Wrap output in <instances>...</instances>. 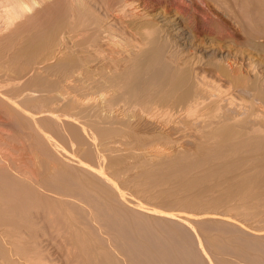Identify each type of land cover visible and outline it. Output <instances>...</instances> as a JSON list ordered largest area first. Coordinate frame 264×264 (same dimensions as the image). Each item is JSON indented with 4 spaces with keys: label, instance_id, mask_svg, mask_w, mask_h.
<instances>
[{
    "label": "bare ground",
    "instance_id": "obj_1",
    "mask_svg": "<svg viewBox=\"0 0 264 264\" xmlns=\"http://www.w3.org/2000/svg\"><path fill=\"white\" fill-rule=\"evenodd\" d=\"M150 4L0 0V264H264L263 27Z\"/></svg>",
    "mask_w": 264,
    "mask_h": 264
},
{
    "label": "rangeland",
    "instance_id": "obj_2",
    "mask_svg": "<svg viewBox=\"0 0 264 264\" xmlns=\"http://www.w3.org/2000/svg\"><path fill=\"white\" fill-rule=\"evenodd\" d=\"M184 1V2H183ZM211 1L212 0H148V2L150 3L151 2V4L150 5H152V6H154V7H152V9H155L156 11H158L159 10V8H161V7H163V6H165V7H167L168 6V8L169 9H172L173 11H180L179 13H181L182 15H184V16H188V17H190L191 19H193L195 22H198L199 24H198V26H199V28H198V32L199 33H207L208 32V34H210V35H214L216 32L215 31H213L212 30V28H210L209 30H211V31H209L208 29H205L203 26H204V24H203V21L207 18V19H210L211 18V16H212V18H211V20L215 17V18H217V19H213L214 21L216 20V21H218L219 22V25H220V22H221V20H223L222 22H221V25L220 26H222V23L224 22V23H228L227 24V26H229V28H230V30L229 31H227L226 33V36H228L229 34H231L232 35V31H233V28H235L234 27V25H233V23H232V25H231V23H230V15L232 16V18H234L235 16H234V14L236 15V17L237 16H239V14H245L244 13V11L247 13L248 11V13L246 14V15H243L244 16V19L240 16V17H238V19L235 17V19H237L238 21L242 18L243 20H244V23L245 24H247V26H249L248 24L250 23V24H252L253 23V21H255V20H252L253 19V16H255V14H256V12H253V11H258V10H260L259 12L260 13H258V15H261L262 13H264L263 11H261V9L263 8L264 9V7H262L263 5H264V0H248V3H247V1L246 0H217V3H211ZM216 1V0H215ZM215 1H213V2H215ZM218 1H219V3H218ZM250 2V3H249ZM153 3V4H152ZM246 3V4H245ZM165 4V5H164ZM214 4H216L215 5V7H217V8H215L214 7ZM218 4H222L220 7H222L221 9H220V7H219V5ZM259 4V5H258ZM260 4H262V5H260ZM246 5H248V6H246ZM186 6V7H185ZM191 6H193V8H191ZM260 8V9H257V10H255L256 8ZM262 7V8H261ZM219 11H218V10ZM171 10V11H172ZM221 10V11H220ZM251 10H253V11H251ZM210 11H211V13H210ZM223 11V12H222ZM228 11V12H227ZM251 11V12H250ZM225 12V13H224ZM226 12L229 14V16H228V14H226ZM233 12V13H232ZM253 12V14H251L250 15V13H252ZM262 12V13H261ZM151 13H153V12H151ZM189 13V14H188ZM192 13V14H191ZM232 13V14H231ZM237 13H238V15H237ZM224 14V15H223ZM249 15V16H248ZM258 15H256L255 16V18H257V20L256 21H258L259 23H257V22H255V23H257V25L255 26V23H253L251 26H253V27H251L252 28V30H250L251 28L250 27H247L245 24H243V26H244V28L247 30V29H249V30H247V31H249V32H247L246 30H245V35H244V38L246 37V36H248L249 37V35L248 34H250V36L251 37H253V36H257V35H259L260 37L262 36V35H260L261 33H263V37H261V39H262V41H264V18H263V20H262V18H261V20H258V19H260L259 17H261L262 15L264 16V14H262L261 16H258ZM206 16V18H204ZM214 16V17H213ZM250 17V19H251V21L248 19V18H246V17ZM188 17H186V18H188ZM226 17V18H225ZM228 17V18H227ZM252 17V18H251ZM226 20H227V22H226ZM230 20V21H229ZM229 21V22H228ZM262 22V25H261V22ZM200 22H202L201 24H200ZM240 22H243L242 20H240ZM223 23V24H224ZM230 26H232L233 28H232V31H231V27ZM258 26V28H259V26H260V28H262L263 30H260V29H258L259 31H257V27ZM255 28H256V30H255ZM231 31V32H230ZM255 32L256 31V33L255 34H253L252 32ZM263 31V32H262ZM210 32V33H209ZM215 32V33H214ZM251 32V33H250ZM260 34H259V33ZM212 33H214V34H212ZM258 33V34H257ZM253 34V35H252ZM229 36V37H232V36ZM215 36H219L217 33L215 34ZM221 36V35H220ZM259 37V38H260ZM60 143H62V145L63 146H65L67 149H72V148H74V146H72V144L73 143H71V142H69V140L67 139V138H65V140H63V141H60ZM133 192L135 193V191L133 190ZM144 201L146 200V199H143ZM146 202V201H145ZM199 232V231H198ZM193 234V233H192ZM195 235V234H194ZM200 236H201V233H200ZM193 237V236H192ZM194 238H196V236H194ZM195 242L197 241V239H195L194 240ZM56 248L57 247H53L52 249L54 250H51V252L53 253L52 254V256L54 257V261L55 260H57V262L55 261L54 262V264L56 263V264H64V257L62 256V255H60L61 254V252H60V250L57 248V251H56ZM59 251V252H58ZM60 253V254H59ZM59 254V255H58ZM60 256H62V257H60ZM62 258V259H61ZM60 259H61V261H60ZM59 262V263H58Z\"/></svg>",
    "mask_w": 264,
    "mask_h": 264
}]
</instances>
